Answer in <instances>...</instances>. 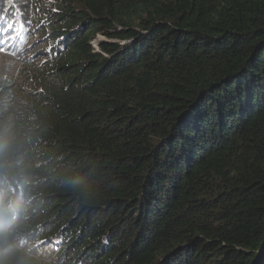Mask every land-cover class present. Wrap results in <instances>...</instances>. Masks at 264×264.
I'll return each instance as SVG.
<instances>
[{
	"label": "trees",
	"instance_id": "trees-1",
	"mask_svg": "<svg viewBox=\"0 0 264 264\" xmlns=\"http://www.w3.org/2000/svg\"><path fill=\"white\" fill-rule=\"evenodd\" d=\"M50 2L0 0L50 50L0 75V264H264V0Z\"/></svg>",
	"mask_w": 264,
	"mask_h": 264
},
{
	"label": "rangeland",
	"instance_id": "rangeland-1",
	"mask_svg": "<svg viewBox=\"0 0 264 264\" xmlns=\"http://www.w3.org/2000/svg\"><path fill=\"white\" fill-rule=\"evenodd\" d=\"M42 4L49 5L48 7H52L51 0H40ZM10 4V2H9ZM15 13V11L13 12ZM41 12H38L40 14ZM20 12H17L18 17L17 20L14 21V18L11 15H5L4 12L0 14V16L3 17L4 21L2 22V27L5 29L6 25L11 24L13 25L16 32L20 34L19 38L15 41H11V47H9L8 44H5L4 46L6 48H9V51L11 53L7 52H0V75H9V76H18L21 77L22 80V69L26 64H31L35 62L36 60H33L31 58H27L26 56H29L27 52L34 51L36 52V55H39L41 53H37L38 50H45L49 52L50 50L47 48H44L46 46L42 45L45 39H39V38H33L34 35L39 31H34V33L29 32V26L25 24L27 21V17L20 16ZM24 15V14H23ZM7 17V19H6ZM22 25L24 26L22 29ZM4 31V30H3ZM102 37V38H101ZM0 39H7V36L0 37ZM21 39L26 40V43L22 44L21 48H16L15 45L20 44ZM107 39L103 36H98L95 41H97V44L102 41H106ZM113 43H118L116 40H112ZM96 44L97 48L98 45ZM48 47V46H47ZM40 56V55H39Z\"/></svg>",
	"mask_w": 264,
	"mask_h": 264
},
{
	"label": "snow or ice",
	"instance_id": "snow-or-ice-1",
	"mask_svg": "<svg viewBox=\"0 0 264 264\" xmlns=\"http://www.w3.org/2000/svg\"><path fill=\"white\" fill-rule=\"evenodd\" d=\"M23 25H22V29H23ZM3 36H7V39H0V52H7V53H11L9 51V48H6L4 45L8 44L9 47H11L10 42L11 41H15L19 38L20 34L18 32L15 31L13 25L8 24L6 25V31L0 30V37ZM26 43V40L21 39L20 44L15 45L16 48H21L22 44Z\"/></svg>",
	"mask_w": 264,
	"mask_h": 264
},
{
	"label": "clouds",
	"instance_id": "clouds-1",
	"mask_svg": "<svg viewBox=\"0 0 264 264\" xmlns=\"http://www.w3.org/2000/svg\"><path fill=\"white\" fill-rule=\"evenodd\" d=\"M101 38H102V37H101ZM96 44H97V41H95V42L93 43L94 47L97 48ZM97 45H98V44H97Z\"/></svg>",
	"mask_w": 264,
	"mask_h": 264
}]
</instances>
